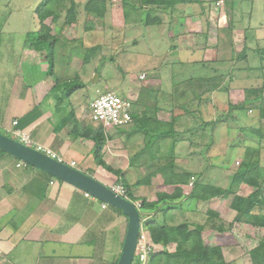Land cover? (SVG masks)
<instances>
[{"label": "rangeland", "instance_id": "1", "mask_svg": "<svg viewBox=\"0 0 264 264\" xmlns=\"http://www.w3.org/2000/svg\"><path fill=\"white\" fill-rule=\"evenodd\" d=\"M89 1L55 0L51 6L53 13L42 20L37 10L44 0H0V27L8 20L6 28L21 31L14 33L23 37L22 31L27 34L38 31L43 23L51 26V34L57 37L55 57L61 60L66 59L67 54L75 55L72 60L76 58V68L82 64L86 75L89 69H98L89 82L91 98L108 91L125 97L131 81H143V72L150 77L161 75L163 125L169 127L174 112L179 113L174 124V129L181 133L176 137L177 148H185L191 154L184 156L183 149V154L175 157L176 162L171 161L174 157L169 155L160 166L173 162V172L198 174L199 183L209 181L219 188L233 190V194L215 196L209 202L185 196L172 201L214 211L217 215L210 217L204 213L195 220L203 218L209 234H213V230L220 232L215 229L220 225H231L230 230L222 233L230 246L226 260L229 264H253L250 250L264 236V227L236 222L237 212L231 207V201L234 194L248 196L257 190V186L234 177L244 161H259L251 171L255 177L264 174V139L241 130L254 127L264 133L261 116L264 0H228L224 6H217V0H201L167 8L141 6L140 0H104L101 14L87 9ZM248 27H253L254 32L248 29L246 33ZM29 53L36 62L40 56L50 59V53L35 49ZM172 55L176 61L181 59L182 64L172 61ZM173 86L176 90H172ZM134 87L139 86L134 84ZM183 89L186 99H179L176 105L171 95ZM200 94L202 97L198 98ZM52 95L56 96V92ZM172 106L173 109L177 106V110L172 111ZM226 114L229 117H225ZM219 117L223 119L218 120ZM214 121L217 122L212 125ZM189 129L192 133L185 134ZM0 131L20 139L14 133ZM260 181L264 183V176ZM156 192V188L151 190L152 194ZM129 199L142 202L133 196ZM142 213L146 221L154 217L152 210H142Z\"/></svg>", "mask_w": 264, "mask_h": 264}, {"label": "crops", "instance_id": "2", "mask_svg": "<svg viewBox=\"0 0 264 264\" xmlns=\"http://www.w3.org/2000/svg\"><path fill=\"white\" fill-rule=\"evenodd\" d=\"M7 22L0 27V129L9 133L25 131L32 146L70 161L109 186L124 181L137 200L158 201L151 219L160 224L188 222L190 229L204 225L203 218L195 217L207 213L209 208L202 210L197 205L182 206L181 201H172L179 196L190 198L196 180L182 183L178 175L181 173L169 168L163 174L161 170L160 164L167 156L174 157L171 161L176 162L175 157L182 155L183 149L184 156L191 154L183 147L177 148L176 137L181 133L174 129V124L179 113L174 112L169 127L163 125L161 75L145 76L147 79L141 78L139 83L131 81L125 97L133 100V122L105 128L92 120L90 112L95 98L90 97L89 82L98 69H89L86 75L82 64L81 69L76 68V58L72 60L71 53L66 59L54 55L50 59L40 56L39 61H34L27 41L30 32L22 31L24 36L20 37L17 34L21 31L6 28ZM248 29L254 32L253 27H248L246 33ZM176 64H182V60L178 58ZM184 90L175 91L171 101L178 105L179 99H186ZM55 92L56 96L52 95ZM201 97L200 94L198 98ZM171 110L176 111L177 106ZM101 126L106 141L97 155L94 139L84 132ZM186 132L192 133V129ZM162 177L165 179L161 180ZM143 178L145 182H139ZM153 188L157 190L155 194L151 193ZM213 198L199 200L209 202ZM127 227V216L117 208L0 150V264H117ZM208 231L207 227L202 231L204 242L224 244L223 255L229 264L226 236ZM154 244V253H173L177 249L175 241L166 246Z\"/></svg>", "mask_w": 264, "mask_h": 264}, {"label": "trees", "instance_id": "3", "mask_svg": "<svg viewBox=\"0 0 264 264\" xmlns=\"http://www.w3.org/2000/svg\"><path fill=\"white\" fill-rule=\"evenodd\" d=\"M140 5H152L155 8L158 7H175L180 3H192L200 2L201 0H140ZM55 0H44L43 5L37 10L38 13H41L40 17L42 20H45L49 15L53 13L51 11V6ZM141 5V6H142ZM104 0H90L87 4V9L91 12H96L101 14L104 12ZM43 23V22H42ZM28 45L39 52L50 53L49 56L52 58L55 53V44L57 43V37L51 34V26L42 24V28L38 31H34L28 35ZM259 52V51H258ZM73 85L72 87L75 88ZM71 87V90H72ZM241 108H244V105H241ZM261 116L264 118V107H261ZM225 117H229L228 114ZM223 117H219L218 120H222ZM217 121L212 122L211 124H216ZM242 131L251 132L253 134H258L262 139H264V133L260 129L254 127L241 128ZM85 136L92 137L96 143V154L98 155L102 146L106 141L105 132L103 127L98 129L89 128L84 132ZM257 162L244 161L243 165L234 175V177H241L249 184L257 186V190L248 195L242 196L234 194L231 207L237 212L235 221L241 224L248 223L254 226L264 227V183L260 181V177H263L264 174L255 177L251 171L252 167H255L258 164ZM172 165H165L162 167L163 174H167L169 168ZM109 169H111L109 167ZM112 170V169H111ZM113 171V170H112ZM114 172L119 174V171L115 170ZM182 183H187L188 180H196V177H199L198 174H178ZM263 175V176H262ZM191 177V179H190ZM145 178L141 179L139 182H145ZM138 182V183H139ZM195 182V181H194ZM196 183V184H195ZM194 188L190 193V198H197L202 200H207L215 196H228L233 194L231 187L223 189L217 186H214L211 182L207 181L205 183L195 182ZM128 190V195L132 196L129 185L124 181L121 183ZM193 184V183H192ZM166 196V195H165ZM164 196V197H165ZM160 198L159 200H161ZM137 200V199H136ZM135 200V201H136ZM159 202H147L146 199H143L141 202V210H152L158 209ZM119 210V209H118ZM123 213L121 210H119ZM163 211V210H162ZM207 214L212 217L217 215L214 211L209 210ZM147 219L145 226L150 233L153 243H161L164 246L169 244L172 241L177 242V249L175 252H170L168 250L161 251L159 253H152L150 255L148 264H227L223 255V246L224 244H206L202 238V231L205 228V225L197 224L195 229H190V224L188 222L180 223L177 225L172 224H160L157 221ZM232 228L224 227L223 225L215 228L221 233L228 231ZM250 256L253 264H264V236L259 240V244L250 250Z\"/></svg>", "mask_w": 264, "mask_h": 264}, {"label": "water", "instance_id": "4", "mask_svg": "<svg viewBox=\"0 0 264 264\" xmlns=\"http://www.w3.org/2000/svg\"><path fill=\"white\" fill-rule=\"evenodd\" d=\"M98 78V75H96ZM0 150L41 169L119 210L128 218L125 241L117 264H133L142 226V212L136 203L115 192L111 186L58 157L0 131Z\"/></svg>", "mask_w": 264, "mask_h": 264}, {"label": "built area", "instance_id": "5", "mask_svg": "<svg viewBox=\"0 0 264 264\" xmlns=\"http://www.w3.org/2000/svg\"><path fill=\"white\" fill-rule=\"evenodd\" d=\"M227 1L228 0H217L216 4L217 6H224ZM145 76V74H142L141 78L143 79ZM90 112L92 120L105 128L124 127L131 124L134 120L132 98L122 97L114 91L105 92L92 100L90 103ZM14 135L20 137L19 140H21L23 143L31 145L32 140L29 134L25 131L15 130ZM38 148L44 150L42 147ZM18 165H20V163ZM72 165L75 166L74 164ZM111 188L122 196L129 198L127 188L121 183H115L111 185ZM135 203L141 210V203ZM145 222L146 218L142 213V226L133 264H148L150 255L153 253L155 248V244L151 239L150 233L145 228ZM1 254L2 250L0 249V255Z\"/></svg>", "mask_w": 264, "mask_h": 264}]
</instances>
